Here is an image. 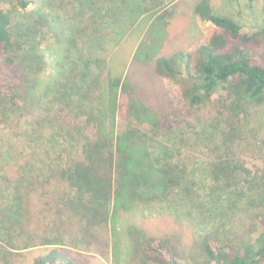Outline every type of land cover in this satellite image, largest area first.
Instances as JSON below:
<instances>
[{
    "label": "trees",
    "instance_id": "trees-1",
    "mask_svg": "<svg viewBox=\"0 0 264 264\" xmlns=\"http://www.w3.org/2000/svg\"><path fill=\"white\" fill-rule=\"evenodd\" d=\"M12 2L24 9L29 1L0 0V236L11 246H0V264H75L63 247L77 249L84 240L95 244L113 222L120 200L143 212H152L150 202L157 201L155 213L161 215L162 199L183 201L188 197V189L181 187L184 178L196 173L176 163L182 151L214 156L207 171L222 192L233 175L244 171L230 156H264L259 133L264 125V23L247 34L212 0H199L194 13L212 25V33L195 49L154 62L155 75L178 88L183 112L142 108L134 115L141 105H134L129 92L126 122L118 127L116 93L125 87L122 71L113 75L108 65L115 47L109 51L102 44L99 49L95 34L73 23L68 27L77 28L81 37L74 39L70 31L65 48L72 51V61L65 63L60 53L52 82L41 81L46 62L45 38L36 35L39 20L27 21ZM172 15L169 7L151 23L166 18L167 25ZM108 86L115 94L111 103L104 99ZM63 126L64 143L75 152L65 161L52 160L49 149L60 144ZM221 154L229 156L220 159ZM260 188L253 193L260 211L241 236L223 233L216 217L195 230L197 258L181 249L183 231L159 235L130 227L134 264L264 263ZM212 191L216 210L222 193ZM18 238L23 245H13Z\"/></svg>",
    "mask_w": 264,
    "mask_h": 264
},
{
    "label": "rangeland",
    "instance_id": "rangeland-1",
    "mask_svg": "<svg viewBox=\"0 0 264 264\" xmlns=\"http://www.w3.org/2000/svg\"><path fill=\"white\" fill-rule=\"evenodd\" d=\"M28 1L29 3L24 9L17 6L15 2L12 4L14 10L18 14L24 15L27 21L37 22L39 20L36 25L40 32L36 35H42L45 38L41 48L45 49L46 62L44 71L40 74L41 81L52 82L60 53L61 58H65V63L72 61L73 56L68 57L72 51L69 48L67 50L65 45L67 41L71 43L69 41L70 31L73 33L74 39L81 37L77 28L68 27L76 23L82 28L84 27L87 33L95 34L93 41L96 43H92L97 47L102 44L110 46L109 51L115 47L116 56L108 62V65L113 75L122 71L125 87L116 93L115 121L118 127L126 122L129 92H132L131 97L134 98V105H141L136 107L134 115H138L142 108L152 109L156 112L161 110L162 114L168 115L174 111L183 112L178 88L155 75L154 62L161 55H169L176 51H191L212 33V25L201 21L194 13V8L199 0ZM212 3L215 4L212 6L216 10L238 20L241 30L247 34L258 29L264 23V0H236L234 2L212 0ZM169 7L172 9L173 15L168 18L167 25L163 23L166 18H158L153 24L151 23L159 13ZM42 15V19L39 18ZM72 17L75 19L72 20ZM98 48L100 49V47ZM105 56L109 55H102V59ZM50 75H52L51 78ZM109 86L111 87V84ZM109 86L107 88L109 91L105 92L104 99L111 103L115 94L113 95V92L110 91L112 88ZM262 122H264V118ZM262 126V130L259 132L260 136H264V125L262 124ZM66 133L67 129L64 126L58 131L60 144L49 149V156L52 160H57V157H60L65 161L69 158L68 154L74 155L75 150L71 151L64 143L63 135ZM226 156L229 155L221 154L220 159ZM230 157L233 158V163L240 162L244 171L241 170V173L233 175L226 184L229 186H226L228 189L225 188L223 189L225 192H222L216 188L220 182L216 183L211 180L207 171L211 167V163L214 162V156H210L208 153L195 154L182 151L181 155L177 156L176 163L181 168L190 169L192 167L196 172L186 176L184 184L181 185L188 189L186 193L188 197L183 198V201L173 200V202L170 201V196L166 201L162 199L165 210L161 212V215L155 213L158 206L157 201L150 202L152 212L147 210L148 208L143 212L142 207L137 204H125L120 200L114 215L112 213L110 218L112 222L113 217L114 224L110 223L107 226L108 229L105 228L104 231L99 232V240L95 244L84 240L79 242L81 244L77 249L67 244L63 250L74 260L75 264H134L136 249L134 240L129 235V228L138 227L159 235L176 230L183 231L181 249H187L192 258H197L195 230L207 225H201L202 223H212L215 217L219 225L223 224L221 229L223 233L227 232L229 235V232H233L232 236H241L247 230L250 218L260 211V206H257L259 200L257 196L254 199L253 193L264 186V156L253 153V155L235 157V159L233 155ZM192 175H195L193 179ZM197 179L203 180V182L199 185L196 183ZM190 181H193V184ZM213 189L215 191H212ZM211 191L214 194L222 193V197L219 199L220 206L216 210H213L211 204L218 202L209 196ZM169 211L171 214L173 212V215H170ZM33 232L40 234L41 231L35 229ZM38 243L39 240L36 238L34 245ZM13 245H23L22 240L16 239ZM0 246L11 249L10 244L5 242L2 236H0Z\"/></svg>",
    "mask_w": 264,
    "mask_h": 264
},
{
    "label": "crops",
    "instance_id": "crops-1",
    "mask_svg": "<svg viewBox=\"0 0 264 264\" xmlns=\"http://www.w3.org/2000/svg\"><path fill=\"white\" fill-rule=\"evenodd\" d=\"M260 264H262V263H260Z\"/></svg>",
    "mask_w": 264,
    "mask_h": 264
}]
</instances>
